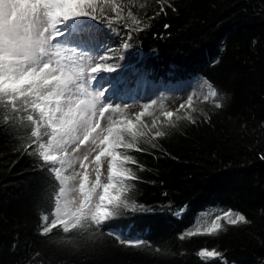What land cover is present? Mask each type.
<instances>
[{"label":"trees","instance_id":"16d2710c","mask_svg":"<svg viewBox=\"0 0 264 264\" xmlns=\"http://www.w3.org/2000/svg\"><path fill=\"white\" fill-rule=\"evenodd\" d=\"M168 2L176 11L166 7V15L158 16L157 0L116 2L123 15L130 8L145 21L128 50L120 49L123 21L87 22L110 27L107 43L125 57L120 92L138 83L187 81L204 89L193 88V105L185 102L171 121L163 114L157 118V128L166 132L155 141L158 148L140 143L146 151L130 152L145 169L132 166L140 179L126 195L135 207L101 230L65 234L58 227L40 235L41 217L53 218L59 185L24 150L28 129L4 123L0 109V264H264V0ZM135 70L148 75L134 83ZM205 81L217 97L203 99L211 91ZM224 210L242 213L250 223L225 225L216 236L180 239L198 218L214 219ZM119 239L143 243L127 246ZM201 250L220 256L202 258Z\"/></svg>","mask_w":264,"mask_h":264},{"label":"snow or ice","instance_id":"6c2138e0","mask_svg":"<svg viewBox=\"0 0 264 264\" xmlns=\"http://www.w3.org/2000/svg\"><path fill=\"white\" fill-rule=\"evenodd\" d=\"M128 2L133 4L134 0ZM104 3L111 4L117 23L124 22L121 29L126 35L120 49H130L132 34L143 31L145 21L130 8L127 16L123 15L124 8L115 0H0L3 121L21 123L28 129L24 150L36 156L37 167L51 173L59 185L53 218L49 221L48 215L41 217V236L58 227L65 234L91 228L99 231L123 209L134 208L126 194L140 177L132 166L140 171L145 169L130 152L146 151L140 143L158 148L155 141L166 135L162 128H157V118L151 126L142 123L155 101L141 105L142 110L134 118L127 116L119 105L112 104L126 83V78L118 72L125 57L116 55L118 49L108 45L102 29L87 23L103 21L111 26L113 20L102 7ZM157 3V16L166 15V7L176 11L168 0ZM127 67L135 69V65ZM111 73L118 74L104 75ZM132 75L136 78L133 82L138 83L148 74L135 70ZM208 87L211 91L203 99L217 97L216 89L210 84ZM193 99V95L187 96V106L193 105ZM215 107L221 108L223 104L216 102ZM179 108L184 109L185 103ZM163 115L171 121L174 113L166 111ZM187 119L195 123L191 116ZM149 128L155 129L150 136ZM105 162L106 182H102ZM93 174L94 180L90 179ZM248 223L244 214L224 210L210 223L198 218L192 230L180 239L216 236L226 230L225 225ZM119 242L137 247L143 243L123 239ZM198 255L219 257L220 253L201 250Z\"/></svg>","mask_w":264,"mask_h":264},{"label":"rangeland","instance_id":"374dc122","mask_svg":"<svg viewBox=\"0 0 264 264\" xmlns=\"http://www.w3.org/2000/svg\"><path fill=\"white\" fill-rule=\"evenodd\" d=\"M119 0H115V3ZM102 7L107 11L108 15L111 18H116L115 14L111 11V4L104 3ZM89 22V20L87 21ZM103 30L102 36L107 41V38L110 37L111 28L108 26H103L99 28ZM98 29V30H99ZM120 62V64H122ZM121 68V66H120ZM124 68V67H122ZM119 72V69H118ZM118 73L104 74L116 76ZM197 88L198 90L204 91L201 85L194 86L190 82H184L181 85L177 84H147L143 85L138 83L135 87L128 89L126 92H119L118 97L112 100L113 106L119 105L121 110L129 117L134 118V114L142 110L141 105L144 103H155L149 109V114H146L142 120L147 122H152L154 118H159L166 111H172L173 113L181 114L183 109H180L179 106L182 103L186 102L188 93L193 89ZM179 109V111H177ZM154 114V115H153ZM103 123V121H101ZM84 151L82 146L81 152ZM106 172H107V163L103 165V175L102 182H106ZM90 179L94 180V174L90 176ZM213 216H207L201 221L211 222Z\"/></svg>","mask_w":264,"mask_h":264}]
</instances>
